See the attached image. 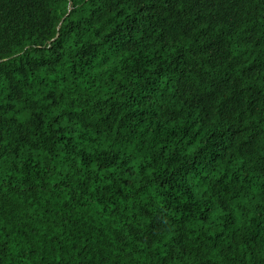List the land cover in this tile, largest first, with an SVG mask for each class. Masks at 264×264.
Segmentation results:
<instances>
[{"label": "clouds", "instance_id": "obj_1", "mask_svg": "<svg viewBox=\"0 0 264 264\" xmlns=\"http://www.w3.org/2000/svg\"><path fill=\"white\" fill-rule=\"evenodd\" d=\"M71 3L0 0V264H264V0Z\"/></svg>", "mask_w": 264, "mask_h": 264}, {"label": "trees", "instance_id": "obj_2", "mask_svg": "<svg viewBox=\"0 0 264 264\" xmlns=\"http://www.w3.org/2000/svg\"><path fill=\"white\" fill-rule=\"evenodd\" d=\"M78 2V0H72L71 3V11L69 12V15L65 17V21L69 19V17L71 15H74L78 12V8L76 7V3ZM90 2H95V0H90ZM102 4H103V8H106L109 12L113 10L114 7H117L118 4L114 3V0H101ZM120 3H124V0H119ZM137 4L142 3L143 0H136ZM208 3L211 2V0H207ZM226 2V0H225ZM195 6L196 7H203L205 6V0H195ZM222 6V5H221ZM82 7V6H81ZM146 9L141 8L140 11L143 12ZM97 11L102 12L103 9H98ZM96 15V12L93 13V16ZM216 19V18H213ZM166 23V21H165ZM138 21L135 18H129V24H128V31L129 33H131L134 28L137 26ZM76 27H79V25H73L70 26L67 29V34L70 35L71 31L75 30ZM57 31L60 32V36L57 37V39H61L62 36L65 34V29H64V21L60 22V27L57 29ZM6 35V34H5ZM51 44L55 45L56 41H51ZM217 42H213L212 45H210V47H215ZM220 43H222V41H220ZM125 47H127V45H125ZM46 50H51V51H55V48H51V49H45V48H35V51L40 53V52H44ZM7 55V45H5L4 47H0V65H4V67L0 68V72L5 71V69L7 68V64L3 59V56ZM32 62L29 61V64H31ZM21 64L23 65V61H21ZM20 72H25V69L23 67L17 69ZM9 78H11V73L8 74ZM20 93L18 92L17 89H13L12 93L9 95L8 99L12 100L14 97L18 96ZM54 98V94H50L49 95V99H53ZM12 105L9 104L7 107H0V111H10L12 110ZM57 123L59 122V119L56 121ZM0 124H4L3 120H0ZM63 131V130H61ZM25 139V137L23 135H21V140L23 141ZM227 152V149L224 150V152H219V151H215L211 154L210 159L212 164H216L218 162H222L226 156L225 153ZM255 171H257L258 173L264 174V162H261L258 167L255 169ZM221 184H223V181L220 182ZM219 187V186H218ZM231 189V185H228L226 187H224L222 190L223 192H228ZM171 206V205H170ZM220 206L223 207L225 210H227L228 205L227 203L221 199L220 200ZM179 211V209H177ZM213 208L209 207L206 208L205 211L203 213L200 214L199 220L201 223L207 224L209 222L210 219V214L212 213ZM232 217H228L226 220V224L231 222Z\"/></svg>", "mask_w": 264, "mask_h": 264}]
</instances>
